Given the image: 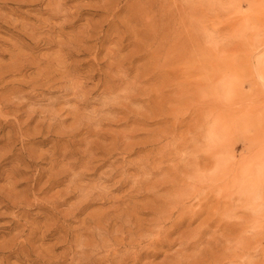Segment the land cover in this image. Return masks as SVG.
<instances>
[{
    "label": "rangeland",
    "instance_id": "1",
    "mask_svg": "<svg viewBox=\"0 0 264 264\" xmlns=\"http://www.w3.org/2000/svg\"><path fill=\"white\" fill-rule=\"evenodd\" d=\"M0 264H264V0H0Z\"/></svg>",
    "mask_w": 264,
    "mask_h": 264
}]
</instances>
